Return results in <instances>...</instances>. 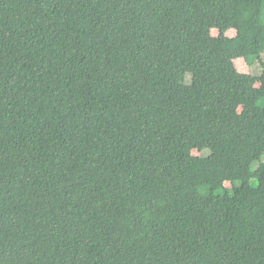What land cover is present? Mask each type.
I'll return each instance as SVG.
<instances>
[{
    "label": "trees",
    "instance_id": "16d2710c",
    "mask_svg": "<svg viewBox=\"0 0 264 264\" xmlns=\"http://www.w3.org/2000/svg\"><path fill=\"white\" fill-rule=\"evenodd\" d=\"M0 264H264V0H0Z\"/></svg>",
    "mask_w": 264,
    "mask_h": 264
},
{
    "label": "rangeland",
    "instance_id": "374dc122",
    "mask_svg": "<svg viewBox=\"0 0 264 264\" xmlns=\"http://www.w3.org/2000/svg\"><path fill=\"white\" fill-rule=\"evenodd\" d=\"M212 36H217L218 32L216 30H212L211 31ZM226 36L228 37H234L235 36V31L234 30H229L226 33ZM234 65L235 68L238 72L242 73V74H253V73H257L258 72V67L257 66H252L249 67L244 60H242L241 58L234 60ZM194 155H198L199 152L194 151L193 152ZM227 187H230V184H226Z\"/></svg>",
    "mask_w": 264,
    "mask_h": 264
}]
</instances>
